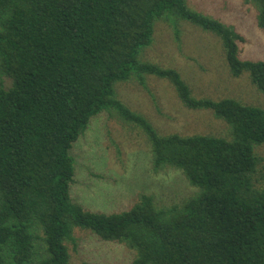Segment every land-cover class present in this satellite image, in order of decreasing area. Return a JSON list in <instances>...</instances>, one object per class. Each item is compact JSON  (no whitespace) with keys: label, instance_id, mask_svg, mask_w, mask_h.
Returning <instances> with one entry per match:
<instances>
[{"label":"trees","instance_id":"1","mask_svg":"<svg viewBox=\"0 0 264 264\" xmlns=\"http://www.w3.org/2000/svg\"><path fill=\"white\" fill-rule=\"evenodd\" d=\"M244 1L264 28V0ZM159 21L178 40L181 21L213 33L231 73L264 93V60L241 57L245 37L187 0H0V264H69L76 227L126 243L132 264H264V108L198 98L177 69L143 60ZM148 75L188 108L211 109L231 136L159 132L118 97L119 83ZM103 110L142 126L154 170H182L197 192L169 207L141 194L118 212L76 202L71 149Z\"/></svg>","mask_w":264,"mask_h":264},{"label":"rangeland","instance_id":"2","mask_svg":"<svg viewBox=\"0 0 264 264\" xmlns=\"http://www.w3.org/2000/svg\"><path fill=\"white\" fill-rule=\"evenodd\" d=\"M187 1L193 9L233 25L245 37L239 42L242 58L264 60V28L258 25L253 4L244 0ZM180 32L178 40L168 22H157L154 41L143 50L142 59L177 69L198 98L233 97L264 108V93L249 74L231 73L217 36L187 21L180 22ZM8 81L0 74V84ZM117 91L128 107L145 115L162 134L231 136L227 122L211 109L185 106L168 79L148 75L142 84L132 77L119 83ZM258 153L264 164V144ZM71 154L76 171L72 197L95 212L129 209L141 194L152 195L160 207H169L198 190L180 169L166 166L154 170L151 143L143 127L115 110H103L92 117ZM74 235L76 244L68 243L69 264H132L135 251L126 243L104 240L80 227Z\"/></svg>","mask_w":264,"mask_h":264}]
</instances>
